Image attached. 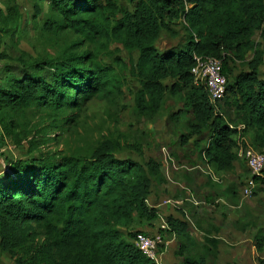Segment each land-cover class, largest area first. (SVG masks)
Instances as JSON below:
<instances>
[{
  "label": "trees",
  "instance_id": "16d2710c",
  "mask_svg": "<svg viewBox=\"0 0 264 264\" xmlns=\"http://www.w3.org/2000/svg\"><path fill=\"white\" fill-rule=\"evenodd\" d=\"M43 1L46 12L35 4L32 22L44 49L35 56L21 52L17 65H5L0 76L1 137L31 144L27 158L8 160L0 172V252L12 264H155L132 240L142 231L133 230L136 222L158 219L148 200L152 181H162L160 163L123 154L124 147L141 153L112 136L85 139L75 152L58 158L35 154V139L46 135H36L16 114L53 111L61 127L78 124L82 107L92 99L113 101L122 94L126 68L112 57L111 46L118 45L129 56L137 55L129 70L138 84L136 113L154 119L167 95L176 97L180 111L192 120L190 134L181 135L180 142L186 145L201 135L206 139L202 160L216 172H229L236 160L238 139L233 136L245 135L252 149L264 153V78L258 77L263 51L255 40L257 34L264 38V0ZM174 22L186 33L183 42L159 51L162 30L176 37ZM21 25L16 1L7 0L0 6V44L3 36L12 41L22 37ZM194 56L218 59L227 80L235 61L247 68L228 82L218 113L204 86L193 84ZM106 57H112V64ZM252 179L264 187V172ZM164 219L165 234L188 239L186 222ZM204 239V255L216 258L218 241ZM253 241L261 253L264 234L257 232ZM191 251L181 264H203Z\"/></svg>",
  "mask_w": 264,
  "mask_h": 264
},
{
  "label": "rangeland",
  "instance_id": "374dc122",
  "mask_svg": "<svg viewBox=\"0 0 264 264\" xmlns=\"http://www.w3.org/2000/svg\"><path fill=\"white\" fill-rule=\"evenodd\" d=\"M6 2L7 0H0V6ZM16 3L22 16V37L17 35L18 38L13 41L7 36L1 38L0 76L3 75L2 68L5 65H17L15 59L21 52L35 56L44 49L35 38L32 14L35 4L46 12L48 3L39 0H21ZM171 29L176 37L173 38L162 30L156 43L159 51L183 42L186 33L182 25L174 22ZM255 40L262 45L263 62L258 68V77L262 79L264 38L257 34ZM111 50L112 57L117 56L126 65L122 72L125 78L122 94L113 101L92 99L82 107L78 124L71 122L61 127L59 116H55L53 111L32 109L15 115L18 122L29 124L36 135H46L45 140L39 141V137L35 139L39 142L36 145L39 148L34 153L42 151L58 158L65 155V152H75L79 146L84 145L82 142L85 139L86 142H92L111 136L121 139L129 148L134 145L139 148L140 155L124 146L123 154L131 155L140 162L149 159L159 162L163 177L160 182L152 181L148 200L149 206L158 213L157 221H138L133 230L141 229L153 234L159 227L160 216H172L187 224L188 239H177L172 234H165L168 246L167 252L162 256L163 264H181L190 250L203 258V264H260V261H264V248L261 253L257 252L253 238L257 232L264 234V187L256 185L250 195L245 193L247 180L251 176L243 155L244 150L251 148L248 138L240 134L233 136L238 139L234 149V168L225 173L216 172L213 166L207 165L201 158L200 151L206 147L205 138L193 135L186 145L180 142L181 135L190 134L192 120L188 113L181 112L182 102L176 97L167 95L154 119L144 118L136 113L134 93L138 84L129 70L131 59L135 62L137 55L133 53L129 56L118 45H112ZM2 55L6 57H1ZM112 57H106L104 61L112 64ZM246 69L239 61L232 63L231 73L228 74L229 84L235 75ZM179 112V118L174 119L173 115ZM222 112L225 116L224 104ZM30 145L28 140L16 144L10 138H2L0 129V172L7 167L8 160L27 158ZM167 199L177 202L176 208L163 205ZM195 202L198 204L195 205ZM207 236L218 241L214 259L210 254L204 255V248L208 245L204 238ZM0 264H12L8 254L0 252Z\"/></svg>",
  "mask_w": 264,
  "mask_h": 264
},
{
  "label": "built area",
  "instance_id": "2783aa9c",
  "mask_svg": "<svg viewBox=\"0 0 264 264\" xmlns=\"http://www.w3.org/2000/svg\"><path fill=\"white\" fill-rule=\"evenodd\" d=\"M21 1V0H15ZM195 64L191 69L193 84L195 86H204L208 93V100L213 107L214 113H218V104H220L225 97L228 80L222 72L221 64L218 59L204 58L194 56ZM239 126L238 129H242ZM244 159L248 170L250 171V178L247 180L245 187L246 195H250L256 184L252 177H260L264 172V153L256 152L248 148L244 150ZM198 203L195 202V205ZM163 205L171 208H176L177 202L172 200H165ZM168 226L163 217H159V227L153 233L149 234L145 231L136 232L132 240L134 247L147 259L155 264H163V255L167 252L168 243L165 241V233Z\"/></svg>",
  "mask_w": 264,
  "mask_h": 264
},
{
  "label": "crops",
  "instance_id": "0c3cea01",
  "mask_svg": "<svg viewBox=\"0 0 264 264\" xmlns=\"http://www.w3.org/2000/svg\"><path fill=\"white\" fill-rule=\"evenodd\" d=\"M167 208V207H166Z\"/></svg>",
  "mask_w": 264,
  "mask_h": 264
}]
</instances>
